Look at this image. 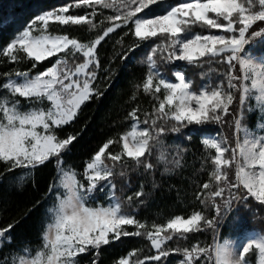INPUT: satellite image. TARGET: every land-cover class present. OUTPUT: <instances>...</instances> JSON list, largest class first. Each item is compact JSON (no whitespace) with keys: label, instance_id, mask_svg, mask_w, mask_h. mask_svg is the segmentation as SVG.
<instances>
[{"label":"snow or ice","instance_id":"obj_1","mask_svg":"<svg viewBox=\"0 0 264 264\" xmlns=\"http://www.w3.org/2000/svg\"><path fill=\"white\" fill-rule=\"evenodd\" d=\"M158 2L123 0L117 15L107 17L109 21L119 20L121 23L106 27L102 35L88 43L66 34H51L50 22L61 26L86 25L89 30L95 29L97 24L91 19L97 15L95 6L113 7L107 0H78L73 7H90L92 12L71 15L69 6L44 11L33 17L0 50V55L7 57L9 62L31 60L33 68L39 62L57 57L55 63L43 72L31 75L29 71H16L15 76L19 79L9 78L0 85V89L8 93L0 97V161L9 163V170H12L17 167L35 168L53 157L56 163H61V154L69 150L76 137L70 135L61 139L56 130L71 123L82 105L101 94L98 88L93 87L100 68L97 48L110 33L131 25L129 30L137 41H158L142 61L147 65L146 77L142 85H137L138 90L142 88L157 104L151 113H144L143 121L138 115L141 111L138 107L128 114L134 122L131 130L122 134L119 140L106 142L86 163L83 176L87 184L78 180L74 172L69 174L61 168L59 185L53 184L51 189L55 192L60 187L63 191L55 192L56 204L49 209L51 220L43 234V249L33 252L25 247L13 253L19 264H78L76 257L90 248L98 251L102 245H108L121 236L141 235H145L156 249L157 254L149 259L161 261L162 257H168L170 251H181L163 247L174 235L185 239L189 233L211 229L216 241L219 224L233 202L243 201L245 206H249L247 201L252 200L264 206V134L251 132L242 122L245 105L248 111H259L264 115V56L254 57L251 49L246 50V45L253 39L264 37V29L249 34L253 25L258 21L264 22V0H181L169 5L166 11L137 15ZM257 6L258 10L254 11ZM193 25L219 30L222 34L188 36ZM81 56L83 62L77 63ZM174 62H184L193 67H203L212 62L226 63L227 86L221 81L215 86L207 83L198 91L193 90V82L179 71L173 73L175 82H172L161 72L158 64ZM237 65L239 75L234 72ZM4 75L11 77L12 74ZM200 75L204 77L207 73L201 72ZM232 90L240 93L241 114L235 118V127L242 134V142L238 138L236 147L230 149L223 146L225 141L202 139L207 149L214 150L210 157L214 169L210 181L202 185L207 197L201 199L203 193H198L197 199L205 206L211 204L216 215L208 218L201 211H193L187 217L178 215L165 224H153L150 230L140 231L146 229V224L125 214L120 199L115 195L116 186L112 178L117 175L116 166H121L120 176L126 175L123 168L126 157L137 166L142 165L146 171L151 170L153 165L147 157L163 143L160 138L166 132H178L189 125L223 123L225 116L232 115L230 107L235 99ZM16 97L30 103L46 100L51 106L21 110ZM132 98L136 99L135 94ZM141 123L147 127L140 128ZM259 128L264 129V123ZM199 131L209 130L200 128ZM114 143L120 144L122 150L115 153L106 151ZM229 151L231 156L227 157L225 153ZM159 159H165L163 152ZM107 161H111V165ZM233 164L236 166L234 181L226 171ZM106 187L113 202L109 206H90L92 194L104 191ZM134 195L137 198L144 195L143 189ZM218 197L222 198V204L217 203ZM128 201H132L131 196ZM125 226H135L137 230L129 232ZM11 227L0 229V247L4 242H10V238L5 239V234L11 231ZM236 248L240 249L238 253ZM253 249L259 253V264H264V234L243 244L226 239L212 246L193 245L183 249V259L179 264H204L202 257L211 264H250L246 254ZM120 264L128 262L121 259ZM136 264L144 262L137 261Z\"/></svg>","mask_w":264,"mask_h":264},{"label":"trees","instance_id":"obj_2","mask_svg":"<svg viewBox=\"0 0 264 264\" xmlns=\"http://www.w3.org/2000/svg\"><path fill=\"white\" fill-rule=\"evenodd\" d=\"M107 2L112 3L113 7L101 10L99 5H96L97 15L91 17L94 23L99 22L104 13H117L123 0H107ZM178 2L179 0H170L160 6L166 8ZM76 4L78 0H0V50L5 48L33 17L44 11L69 6L72 15L92 12L90 7H73ZM254 10H258V6ZM153 12L159 11L155 9ZM130 28L131 25L109 34L98 46L100 68L93 86L98 88L101 94L93 96L82 105L77 117L71 123L56 130L61 139L70 135L76 137L69 150L61 154L60 159L62 166L71 169L77 175V179L84 184H87L83 176L86 163L106 142L119 140L122 134L131 130L134 122L128 114L138 107L141 110L138 115L143 121L144 113H151L153 106L157 104V101L146 95L142 88L138 90L137 85H142L146 77L147 65L142 61L146 60L151 47L158 41L139 42ZM261 29H264V22L258 21L249 30V34ZM49 30L51 33L66 34L82 42L93 38L90 37L91 32L86 25L55 24L50 26ZM211 31L200 26V32L203 34ZM262 41L264 37L253 39L246 45V50L251 49L254 56H264ZM55 61L56 58L52 57L37 63L33 68L34 62L31 60L11 63L7 57L0 55V85L6 82L8 77L4 75L6 73L29 71L31 75H35L51 67ZM76 62H83V57L81 56ZM158 66L169 80H174L175 71L183 72L185 77L193 82V90L198 91L206 77L210 78V83L214 86L221 81L224 82L225 87L227 86L226 63L214 62L207 70L188 64L160 63ZM205 71L207 75L201 77L200 73ZM234 72L240 74L239 65ZM232 91L235 95L230 107L232 115L225 116L223 123L189 125L178 132H166L160 138L163 143L157 145L151 156L147 157V161L153 165L151 170L146 171L142 165L137 166L126 157L124 158L126 163L123 165L126 175L120 176L118 173L121 171V166H116L117 175L112 178L116 186L115 195L120 199L125 214L146 224V229L140 231L150 230L153 224H165L170 218L178 215L187 217L193 211H201L208 218L216 215V210L211 204L205 206L200 199H197V194L203 190L202 185L210 181L214 169L210 159L214 151H207L202 138L219 135L223 137L226 147L230 149L236 147L238 134L235 118L241 114V105L240 93ZM6 93L5 89H0V97L5 96ZM134 94L136 99L132 98ZM15 99L20 101L22 109L28 108L24 99L19 97ZM242 122L245 126L252 127L257 122V116L244 108ZM141 126L147 127L143 123ZM200 128L209 131L201 132ZM172 148L173 151H170ZM121 150V145L114 143L106 151L115 153ZM161 152L165 155L163 160L159 159ZM226 156L230 157L231 151L226 153ZM107 163L111 165L112 162L107 161ZM9 167V163L0 161V229L12 226L11 231L5 234V239L10 238V242H4L3 247H0V264H4L5 261L6 264H13V253L27 246L40 244L43 240L46 231V210L52 202L51 186L57 184L59 172V164L56 163L55 157L28 172H23L24 169L20 167L9 170ZM226 171L229 178L234 181L235 164ZM141 188L144 195L137 198L134 194ZM108 191L106 187L104 191L94 192L89 204L107 206L110 197ZM130 196L131 202L128 201ZM205 197L207 195L203 194L201 199ZM216 201L222 204V198L218 197ZM194 204L198 207L192 210ZM247 204L249 206H245L243 201L233 202L231 209L219 224V236L216 241L213 240L214 233L211 229L189 233L185 239L174 235L163 247L181 251H170L168 257H162L161 261L149 259L157 252L145 235L121 236L118 240L113 239L108 245H102L98 251L90 248L87 252L79 254L76 259L78 264H120L121 259L127 260L128 264H136L137 261H143L144 264H179L183 259V249L191 248L193 245L206 247L214 245L217 241L234 240L252 232L264 234V206L252 200L247 201ZM170 212L171 215H168ZM125 229L129 232L137 230L135 226H125ZM201 259L204 264H211L203 257Z\"/></svg>","mask_w":264,"mask_h":264},{"label":"rangeland","instance_id":"obj_3","mask_svg":"<svg viewBox=\"0 0 264 264\" xmlns=\"http://www.w3.org/2000/svg\"><path fill=\"white\" fill-rule=\"evenodd\" d=\"M167 1H170V0H159V2L157 3V4H155V5H151L150 6V8L149 9H145L144 10V12H141V13H138L137 15H140V16H143L145 13H148L149 15H152L153 13V11L155 10V9H158V11L159 12H163V11H166L167 10V6H166V8L165 7H161L160 5L162 4V3H165V2H167ZM179 2H181V0H179ZM178 2V3H179ZM173 4H175V3H173ZM171 5V4H170ZM96 7V6H95ZM100 8H101V10L102 9H104V8H102L101 6H99ZM161 7V8H160ZM90 9H92V8H90ZM255 11V10H254ZM103 13H104V11H103ZM69 14H70V12H69ZM72 15V14H71ZM104 16H102L101 18H100V20H99V22L97 21V27L95 28V30H89L91 33H90V37H93L91 40H88V41H85V42H82V41H80V42H82V43H88V42H90V41H92V40H94L97 36H99V35H102V33H103V31H104V29L106 28V27H108V26H111L113 23H116V24H119V23H121V21H119V20H112V21H109L108 19H107V17H109V16H112V17H115L116 15H117V13H108V14H106V13H104L103 14ZM55 24H58V23H56V22H50V25H49V29H50V26H52V25H55ZM124 28H126V27H124ZM124 28H117L115 31H117V30H119V29H124ZM114 31V32H115ZM49 32H50V30H49ZM114 32H112V33H114ZM51 33V32H50ZM201 34V35H205V34H203V33H201L200 32V26L199 25H193L192 26V28H191V30H190V32L187 34L188 36H194L195 34ZM209 33H211V34H222V33H220L219 32V30H215V29H212V31L211 32H208V33H206V34H209ZM51 34H53V35H60V34H54V33H51ZM111 34V33H110ZM60 55H63V54H60ZM79 55V54H78ZM254 56V55H253ZM53 57H55V56H53ZM254 57H261V56H254ZM50 58H52V57H50ZM56 59H57V57H55ZM49 59V58H48ZM175 64H186V63H184V62H174ZM214 62H212V63H210V64H204V66H203V68L205 69V70H207L212 64H213ZM175 72H178V71H175ZM180 72V71H179ZM206 72V71H205ZM207 73V72H206ZM9 78H12V79H19L18 77H16L15 76V73L14 74H12L11 75V77H7V80L9 79ZM6 80V81H7ZM170 81H172V82H175V77H174V80H170ZM210 78H205L204 79V82H203V85L204 84H207V83H210ZM212 84V86H214V84L213 83H211ZM202 85V86H203ZM249 86H250V82H249ZM94 87V86H93ZM7 91V90H6ZM5 95H8V93H6ZM9 99H11V97L9 96ZM251 103H254V102H251ZM25 104L27 105V109H25V110H28V109H31V108H43V109H47L48 107H50L51 105H50V103L48 102V101H43L42 103H30V102H28V101H26L25 102ZM21 108V107H20ZM245 109H247V105H245ZM21 110H24V109H22L21 108ZM250 113H253V114H255L256 116H257V122H256V124L254 125V126H252V127H249V126H246L251 132H253V133H255V134H257V135H260V134H264V129H261V128H259V125L261 124V123H264V115H262L259 111H249ZM140 128H145V127H142L141 126V124H140ZM237 134H238V138L241 140V142H242V134H240V133H238L237 132ZM204 138H208V139H213V138H216V139H219V140H221V141H224V139H223V137H221V136H219V135H214V136H204L202 139H204ZM223 146L224 147H226V145H225V143L223 144ZM206 147V146H205ZM207 149V148H206ZM159 151H161L160 149H159ZM170 151H173V148H172V150H170ZM207 151H214V150H210V149H207ZM225 155H226V153H225ZM21 168V167H20ZM61 168H63L64 170H67L68 172H69V174H72L73 173V171L71 170V169H69V168H66V167H63L62 166V163H59V172H58V181H57V186L59 185V181H60V179H61ZM22 169H24L23 170V172H28L29 170H31V169H33V168H22ZM214 187H215V184H214V182H213V190H214ZM60 191H63V189L62 188H60V187H57L56 189H55V192H60ZM55 192L53 191V194H52V199H51V204H49V206H48V208H47V210H46V226H47V224L50 222V220H51V214L49 213V209L50 208H52L55 204H56V196H55ZM200 193H203V194H206L207 195V192L205 191V190H202V192H200ZM192 197H193V195H192ZM113 201H112V199L109 197V201H108V204H107V206H109L111 203H112ZM91 206V205H90ZM99 206V205H98ZM101 206V205H100ZM93 207H95V206H93ZM198 206L197 205H193L192 206V210H194V209H196ZM183 212V211H182ZM185 212V211H184ZM168 215H171V212L168 214ZM158 220H162L161 218H158ZM252 233H250V234H247V235H243V236H240V237H238V238H236V239H234V241H236V240H238L240 243H246L247 242V240L248 239H250V238H257L258 237V235H259V233H255V237H251L250 235H251ZM227 240H230V239H227ZM223 241H217L216 243H222ZM43 244H44V240H42L41 241V243L40 244H35V245H32V246H27L29 249H31L33 252H35L36 250H42L43 249ZM23 249V248H22ZM21 250V249H20ZM239 248H236V252L238 253L239 252ZM246 258L247 259H249V262H250V264H252V261H255V264H259V260H260V257H259V253H258V251L257 250H255V249H253V250H251L250 251V253L249 254H246ZM14 260H15V264H19V259L18 258H14L13 259V264H14Z\"/></svg>","mask_w":264,"mask_h":264},{"label":"bare ground","instance_id":"obj_4","mask_svg":"<svg viewBox=\"0 0 264 264\" xmlns=\"http://www.w3.org/2000/svg\"><path fill=\"white\" fill-rule=\"evenodd\" d=\"M250 236H251V237H255V233H252Z\"/></svg>","mask_w":264,"mask_h":264}]
</instances>
